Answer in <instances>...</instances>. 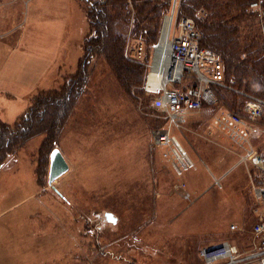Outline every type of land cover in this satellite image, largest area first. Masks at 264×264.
I'll use <instances>...</instances> for the list:
<instances>
[{
  "label": "rangeland",
  "instance_id": "obj_1",
  "mask_svg": "<svg viewBox=\"0 0 264 264\" xmlns=\"http://www.w3.org/2000/svg\"><path fill=\"white\" fill-rule=\"evenodd\" d=\"M198 12L184 15L196 24L204 18ZM166 13L155 42L130 37V26L118 28L127 34L123 55L135 64L142 83L129 93L103 54L94 56L85 71L76 64L56 89L48 90L60 95L67 83L73 85L74 75H79L74 84L84 78L60 114L55 111L48 136L42 126L49 116L43 121L35 116L28 135L13 145L1 166L22 176L1 190L0 264H204L202 246L223 239L241 249L254 244L253 172L239 159L242 149L209 126L222 112L242 114L243 99L216 89V102L176 130L195 164L180 177L153 142L152 130L165 120L143 86L157 58ZM253 19L239 22V31L246 36L251 30L258 39ZM37 95L25 104L21 119ZM256 125L253 143L263 149L264 119ZM50 143L68 163L52 185L47 182ZM106 211L117 220H106ZM231 221L238 229H229Z\"/></svg>",
  "mask_w": 264,
  "mask_h": 264
},
{
  "label": "built area",
  "instance_id": "obj_2",
  "mask_svg": "<svg viewBox=\"0 0 264 264\" xmlns=\"http://www.w3.org/2000/svg\"><path fill=\"white\" fill-rule=\"evenodd\" d=\"M177 2L173 0L164 15L161 36L165 22L169 20L164 58L158 55V48L157 58L143 86L145 92L152 95L153 106L162 111L165 120L163 125L152 130L153 142L161 148L163 159L173 167L175 174L182 175L195 164L176 130L204 105L216 102V89L233 91L243 99L242 114L222 112L209 126L242 149L239 159L253 172L250 183L255 204V222L251 229L254 244L241 249L236 243L223 239L212 246H202L199 256L204 264H264V148L257 147L252 141L259 129L257 120L264 117V98L234 86L236 78L226 76L221 55L201 44L200 31L192 18L179 15ZM248 10L254 15L264 41V0H251ZM200 14L205 17L207 13L200 11ZM136 47L140 57L143 46ZM229 229L236 230L238 225L231 221Z\"/></svg>",
  "mask_w": 264,
  "mask_h": 264
},
{
  "label": "trees",
  "instance_id": "obj_3",
  "mask_svg": "<svg viewBox=\"0 0 264 264\" xmlns=\"http://www.w3.org/2000/svg\"><path fill=\"white\" fill-rule=\"evenodd\" d=\"M83 1L86 4L89 29L84 38L83 54L79 59L78 69L85 71L86 65L94 56L103 54L121 85L129 93L131 88L142 83L139 72H134L135 64L129 63L123 55L127 35L125 29L130 26L128 33L132 38L140 36L145 42H155L162 16L168 12L173 0ZM250 1L179 0L178 12L179 15H193L199 13L198 11H206V16L195 24L201 33V44L221 55L226 76L234 75L236 78L235 87L264 98V41L260 36L257 39L251 30L246 36L241 34L238 25L239 22L245 23L244 20L248 17L254 22V15L247 10ZM119 27L125 29L120 30ZM77 79L78 74L76 78L75 75L72 78L73 85L67 83L60 95L55 91L38 94L27 114L14 124L0 120V167L6 155L13 152V145L28 135V131L35 123V116L41 121L49 116L45 123L47 126H42L48 136L55 122V111L60 114L64 102L75 93V87L81 86L84 80L80 79L74 84ZM227 92L236 94L230 90ZM48 110L51 112L46 115ZM52 148L51 145L49 153Z\"/></svg>",
  "mask_w": 264,
  "mask_h": 264
},
{
  "label": "crops",
  "instance_id": "obj_4",
  "mask_svg": "<svg viewBox=\"0 0 264 264\" xmlns=\"http://www.w3.org/2000/svg\"><path fill=\"white\" fill-rule=\"evenodd\" d=\"M84 3L0 0L1 121L14 124L25 104L29 106L40 92L56 89L62 76L72 74L89 29ZM3 169L0 167V208L5 199L1 190L7 189L8 181L15 183L22 176Z\"/></svg>",
  "mask_w": 264,
  "mask_h": 264
},
{
  "label": "water",
  "instance_id": "obj_5",
  "mask_svg": "<svg viewBox=\"0 0 264 264\" xmlns=\"http://www.w3.org/2000/svg\"><path fill=\"white\" fill-rule=\"evenodd\" d=\"M62 155L58 147H53L49 153V171L47 175L49 185H52V182L68 169V163ZM104 215L108 221L115 222L117 220V217L109 211H106Z\"/></svg>",
  "mask_w": 264,
  "mask_h": 264
},
{
  "label": "bare ground",
  "instance_id": "obj_6",
  "mask_svg": "<svg viewBox=\"0 0 264 264\" xmlns=\"http://www.w3.org/2000/svg\"><path fill=\"white\" fill-rule=\"evenodd\" d=\"M168 24H169V20L167 19L166 22H165V26H164V32H163V34L161 36L162 40H160V43L157 44L158 48L160 50L158 55L162 56V58H164V55L166 53L167 43H168V40H167V37H166Z\"/></svg>",
  "mask_w": 264,
  "mask_h": 264
}]
</instances>
